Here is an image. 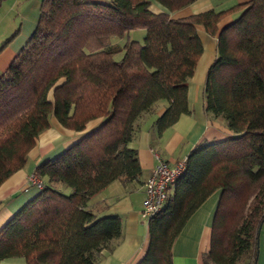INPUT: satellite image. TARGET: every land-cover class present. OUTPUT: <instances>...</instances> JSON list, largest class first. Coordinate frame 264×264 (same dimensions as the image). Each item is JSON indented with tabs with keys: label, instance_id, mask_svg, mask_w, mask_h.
Segmentation results:
<instances>
[{
	"label": "trees",
	"instance_id": "1",
	"mask_svg": "<svg viewBox=\"0 0 264 264\" xmlns=\"http://www.w3.org/2000/svg\"><path fill=\"white\" fill-rule=\"evenodd\" d=\"M157 1L167 10L151 11L150 0H41L34 31L0 75V183L25 164L51 116L72 130L102 121L35 166L40 189L0 227V259L98 264L102 251L113 248L121 217L99 215L88 199L114 179L135 185L141 167L130 142L162 100L166 106L154 120L159 132L191 112L187 89L203 51L200 24L216 34L203 111L234 135L203 140L188 152L163 206L147 219L148 240L136 264H173L175 238L215 190L203 263L254 264L264 224V0L182 17L168 11L193 0ZM239 7L217 31V22ZM141 28L142 40L127 37ZM124 35L123 42L112 39Z\"/></svg>",
	"mask_w": 264,
	"mask_h": 264
},
{
	"label": "crops",
	"instance_id": "2",
	"mask_svg": "<svg viewBox=\"0 0 264 264\" xmlns=\"http://www.w3.org/2000/svg\"><path fill=\"white\" fill-rule=\"evenodd\" d=\"M248 1L193 0L168 12L170 17H182L211 8L222 10L237 4L242 6ZM40 2L41 0H0V75L34 31ZM149 9L153 12L167 10L157 0H150ZM242 10L243 7H239L226 13L217 22V31L233 21ZM197 32L203 51L188 81L191 112L182 113L175 122L159 132L154 120L166 106V101L162 100L155 112L144 116L141 129L130 142L136 148L141 167L140 175L133 183L135 185L114 179L88 199L89 205L97 204L99 215H118L122 220L121 237L111 250L102 251L98 264H136L144 254L148 240L147 220L141 216L144 182L151 175L157 161L156 154L173 165L203 140H220L234 135L221 120L211 119L203 111L205 100L201 95V88L207 68L215 57L216 34H209L200 24L197 25ZM101 121L102 117H97L89 120L83 130H72L62 126L54 116L50 117V125L37 135L34 145L27 153L25 164L0 183V227L39 191V186L29 179L35 166L41 160L58 154ZM169 189L172 190V186ZM218 191L210 193L187 218L172 246L173 264H204L202 255L209 248ZM102 205L104 206L101 207ZM0 264H24V259L21 256L4 258L0 259ZM254 264H264V224L258 235Z\"/></svg>",
	"mask_w": 264,
	"mask_h": 264
},
{
	"label": "built area",
	"instance_id": "3",
	"mask_svg": "<svg viewBox=\"0 0 264 264\" xmlns=\"http://www.w3.org/2000/svg\"><path fill=\"white\" fill-rule=\"evenodd\" d=\"M157 161L152 168L151 175L144 182V202L141 216L146 220L157 212L168 197L170 186L186 165V156L180 157L173 165L168 164L157 154ZM29 179L41 186V181L35 173Z\"/></svg>",
	"mask_w": 264,
	"mask_h": 264
},
{
	"label": "rangeland",
	"instance_id": "4",
	"mask_svg": "<svg viewBox=\"0 0 264 264\" xmlns=\"http://www.w3.org/2000/svg\"><path fill=\"white\" fill-rule=\"evenodd\" d=\"M144 33H145V30L143 28H141V29H130L128 31V36L127 37H129V38H136V39L142 40ZM112 39L114 41L123 42L126 39V35H124L123 37H112ZM121 55H122V52H117V53H115L113 55V57L115 59H118V58L121 57ZM49 93H51V92H49ZM65 190L68 191L69 190L68 187H66Z\"/></svg>",
	"mask_w": 264,
	"mask_h": 264
}]
</instances>
